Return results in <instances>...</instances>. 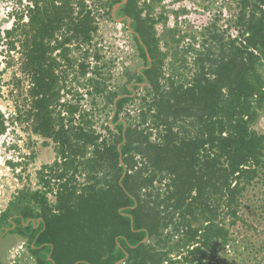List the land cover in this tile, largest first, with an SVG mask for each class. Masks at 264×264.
I'll return each instance as SVG.
<instances>
[{
  "label": "trees",
  "instance_id": "trees-1",
  "mask_svg": "<svg viewBox=\"0 0 264 264\" xmlns=\"http://www.w3.org/2000/svg\"><path fill=\"white\" fill-rule=\"evenodd\" d=\"M26 1L5 34L29 88L18 89L15 115L0 107V134L25 123L55 144L56 158L39 170L42 188L9 202L0 229L14 225L34 264H264V237L254 238L264 234L263 216L245 210L246 192L264 181V132L255 128L264 111V0H241L234 36L210 22L183 51L185 34L158 36L167 17L152 15L156 0L121 4L116 16L130 17L148 66L120 89L110 88L111 62L92 42L122 0ZM180 53L193 55V69L170 65L167 75L166 60ZM133 78L147 82L133 87L143 94L128 87ZM137 99L136 116L122 120ZM100 101L115 112L105 133L95 126Z\"/></svg>",
  "mask_w": 264,
  "mask_h": 264
},
{
  "label": "rangeland",
  "instance_id": "rangeland-1",
  "mask_svg": "<svg viewBox=\"0 0 264 264\" xmlns=\"http://www.w3.org/2000/svg\"><path fill=\"white\" fill-rule=\"evenodd\" d=\"M25 3H27L26 0H22V3L20 0H0V107L7 117L15 115V100L22 99L23 95L19 97L18 89L19 92L25 93L29 88L28 77L23 76L18 69L19 54L15 51L9 52V39L5 34V30L12 27L14 22L11 12L23 9ZM241 6V0H156L152 15L159 16L163 13L167 17L166 22L159 21L156 24L157 34L161 38L165 28H175L177 37L186 35L179 46L183 51L189 43L194 44L191 35L196 34L197 40H199V32L210 22L215 21L216 27L220 30L226 29L227 35L234 36L237 33L234 20ZM101 14H104V11H101ZM99 20L100 28L92 45H96L104 59L111 62L110 88L120 89L126 83L121 72L124 69L129 72L139 70L144 61L138 55L137 47L124 20L118 22L115 19H109L105 14ZM160 43L162 48L166 49L165 39H161ZM195 43L197 46L198 41ZM193 58L191 53L186 56L180 53L173 64L169 63L170 59L168 58L164 65L165 73L168 75L171 71L170 65H173L174 68H178L179 72L190 74L193 69ZM15 74L19 76V80L13 83ZM73 75L74 73H70L69 78H72ZM15 83L19 84V87L14 90L12 95L11 89ZM74 91L75 89L72 92ZM135 93L141 95L144 93V89L138 88ZM68 98L72 101L77 100L73 93H70ZM81 103L85 108H91V97L86 95ZM139 107L140 103L137 99L123 110L121 116L127 117V119L129 116H136ZM93 108L95 126L105 133L102 125L107 124L114 115V111L111 105L105 106L101 101ZM255 128L264 132V111ZM45 141L44 137L34 133L27 124L20 121L10 123L7 131L0 134V213L20 190L42 188L39 183V170L45 164H52L56 158L55 144L51 140L45 144ZM246 194L245 207L248 206L245 210L251 215L254 214L252 218L263 216L256 221V224L261 228L260 230H264V181L258 180ZM49 196L51 200L54 199L53 194ZM240 227L241 224L238 229ZM241 230L243 229L240 228ZM10 234L0 243V255L4 264H34L35 258L28 249L27 239L17 233ZM249 234L251 233L249 232ZM263 237L264 234L254 238Z\"/></svg>",
  "mask_w": 264,
  "mask_h": 264
},
{
  "label": "flooded vegetation",
  "instance_id": "flooded-vegetation-1",
  "mask_svg": "<svg viewBox=\"0 0 264 264\" xmlns=\"http://www.w3.org/2000/svg\"><path fill=\"white\" fill-rule=\"evenodd\" d=\"M118 17V16H117ZM121 17H124V16H121ZM114 19V18H113ZM127 20V27H129L128 26V17H124V19L123 20ZM130 22H131V19H130ZM130 25V24H129ZM130 29H132V28H129L128 30L130 31ZM131 32V31H130ZM135 34V32H131V35H132V38H133V40H134V42H135V39H134V37H133V35ZM135 45H136V42H135ZM137 47V46H136ZM137 50H138V48H137ZM148 54V53H147ZM138 55L140 56V52H139V50H138ZM149 55V54H148ZM141 57V56H140ZM142 58V57H141ZM143 59V58H142ZM144 61V60H143ZM151 59H149V62L151 63ZM148 65H145V62H144V64L142 65V67H141V69H139V70H135V71H138L139 73H142V70L145 68V67H147ZM134 71V72H135ZM129 73H133V72H129L128 70H123L122 72H121V74L123 75V77L125 78V82H127V79L129 78ZM146 83L147 82H144V83H140V82H137L136 81V78H133L131 81H129L128 82V87L130 88V89H132V91H133V94H135V92H136V89H134L133 87L135 86V85H138V84H140L139 86H141V87H143L144 85H146ZM121 95H119L118 97H120ZM117 97V98H118ZM127 103H125V105H124V109L125 108H127ZM123 109V110H124ZM114 114H115V112H114ZM121 119L122 120H124V121H126V119H127V117H125V118H123V117H121ZM6 208H7V206L1 211V213H0V216H2V213L6 210ZM14 217V216H13ZM13 218L11 217L10 218V220H12ZM29 221V220H28ZM13 227H14V225H13ZM13 227H6V228H2V229H0V243H1V241L3 240V238H6V236H8V235H11L10 233V230L13 228Z\"/></svg>",
  "mask_w": 264,
  "mask_h": 264
},
{
  "label": "water",
  "instance_id": "water-1",
  "mask_svg": "<svg viewBox=\"0 0 264 264\" xmlns=\"http://www.w3.org/2000/svg\"><path fill=\"white\" fill-rule=\"evenodd\" d=\"M127 1H128V0H122V1H120V2H117V3L114 5L113 9H112V16H113V18H114L115 20H117L118 22H122L123 19H124V17H117V16H116V13H117L119 7L121 6V4H124V3H126ZM129 24H130V17H128V26H129ZM130 31H131V32H134L133 29H130ZM148 58L151 59L150 55H148ZM122 164H124V163L122 162ZM124 174H125V173H124ZM146 239H148V238H145V240H146ZM121 261H122V260H121ZM121 261H118L116 264H119Z\"/></svg>",
  "mask_w": 264,
  "mask_h": 264
}]
</instances>
